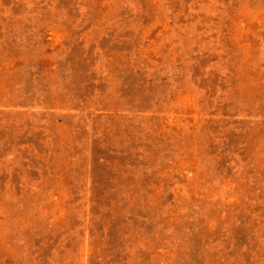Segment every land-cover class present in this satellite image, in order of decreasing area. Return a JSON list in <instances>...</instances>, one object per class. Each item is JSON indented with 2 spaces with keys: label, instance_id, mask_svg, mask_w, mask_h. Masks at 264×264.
I'll use <instances>...</instances> for the list:
<instances>
[{
  "label": "rangeland",
  "instance_id": "obj_1",
  "mask_svg": "<svg viewBox=\"0 0 264 264\" xmlns=\"http://www.w3.org/2000/svg\"><path fill=\"white\" fill-rule=\"evenodd\" d=\"M0 264H264V0H0Z\"/></svg>",
  "mask_w": 264,
  "mask_h": 264
}]
</instances>
